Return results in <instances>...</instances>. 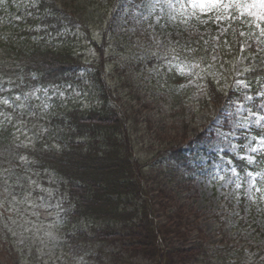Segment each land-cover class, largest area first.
I'll return each mask as SVG.
<instances>
[{
	"label": "rangeland",
	"instance_id": "rangeland-1",
	"mask_svg": "<svg viewBox=\"0 0 264 264\" xmlns=\"http://www.w3.org/2000/svg\"><path fill=\"white\" fill-rule=\"evenodd\" d=\"M87 1L92 6H98L101 2ZM112 1L113 7L111 2L106 3L109 10L105 16V24H112L108 33L109 41L111 45L121 42L123 46H130L133 53L117 54L112 49L105 50L106 84L110 87L108 92L112 93L114 99L123 96L121 101H113L118 107L126 109V106H135L136 103L129 95V87L122 88L120 85L123 81L115 77L118 74L116 67L125 70L133 79H130L133 90L139 91L142 102L148 106L145 113L148 116V125L142 122L141 131L134 136L138 143L136 153L139 159H157L150 155L151 151L159 147L158 136L163 137L166 131L170 132L171 127L181 130L187 125L188 132L192 135L199 132L206 134L204 126L208 128L210 122L222 124L227 121V126L234 131L238 129L237 126L246 125L261 126L264 129V80L263 83L260 81L259 67L256 64V56L261 53L263 47L252 46L247 38L240 36L242 33L233 38L226 37L222 35L225 32L221 30L223 28L217 30L219 34L211 35L210 31H204L188 32L183 36L178 24L181 14L177 10L183 0ZM76 2L80 3L81 0ZM187 2L190 7L200 12L213 11L222 14L228 0H221L219 5L203 9L199 5L194 7L192 0ZM251 3L253 0H231V4H236L240 14L251 11L253 16L264 17V9L247 7ZM153 13H156L154 23L149 21ZM159 20L165 22L163 29L160 25L158 28L154 27ZM98 23V16L91 20L86 38L92 34L100 40L101 27H98ZM68 33L71 39H82L79 44L84 56L89 63L92 62L97 52L90 47L83 32L75 29L68 30ZM173 69L181 76L168 85L165 77ZM207 71L213 72L223 87L230 86L245 93L242 101L235 100L222 108L221 119V115L214 117L212 107L207 106L208 103L205 106L199 102L205 94L203 78ZM249 74L255 76L256 82H261L256 97L252 92H248V82H251ZM140 75H143V78L139 79ZM24 90L25 95L17 91L18 107H14V103L8 107L14 98L2 99L0 125L15 121L13 123L19 129L16 136L26 145L40 141L48 147L60 146L66 133L60 130L64 123H67V120L62 126L60 123L66 107H94L103 104L98 82L88 68H83L68 81L46 87L28 83ZM225 96L223 93V100ZM256 98L259 99L256 104L260 112L252 109ZM175 101L184 106H178ZM140 106L136 105L135 110H139ZM181 119L185 121L182 122ZM140 120L144 121L145 116ZM263 137H257L255 140L249 138L240 145L236 141V133L227 129L217 130L207 150L211 152L209 155L212 159L209 167L213 172L210 173L205 169H197L200 165L203 168L207 166L208 158L204 156L194 162L190 161L187 168L183 166L184 161H177V167L173 162H168L169 159L165 156L155 160L154 162L163 166L155 169L157 183H148L150 189L159 186L169 191L170 184L173 183L168 181L169 174L180 166L183 167L180 171L184 176L175 171L174 178L181 176L188 179L187 182L178 179L177 182L182 183L181 188H177V182L175 183L176 191L173 194L176 201L166 206L165 213L160 211L159 205L155 206L156 200L149 202L152 212L150 218L167 228H172L171 225L176 220L172 219L169 225V215L180 211L178 208L184 209L185 203H191L199 211L198 228H203L204 232L198 230L188 233L186 229L188 234L186 233L185 243L177 241V246L185 244V249H190L193 243L200 241L206 251L209 250L207 261L210 264H261L260 258L264 259V217L256 206L259 191L256 188L258 180L255 179L257 175L264 173V164L260 169L259 164L254 161L256 154L264 149ZM222 151L235 153L238 159L247 163L254 162L256 169L260 170L247 176L243 182L245 188L237 183L233 167L229 169L226 161L215 158ZM198 153L196 152L195 156ZM27 157L22 156L18 172L12 169L13 166L5 172L0 171V261L9 264L7 258L9 253H12L13 257H16L15 254L27 256L32 261L27 262L28 264H102L94 260L82 245L67 237L69 223L65 201L52 185L51 179L45 182L44 178L47 179V176L38 173ZM219 171H225L223 176L215 183L211 182V176L214 178L216 173L221 175ZM262 192L264 194V185ZM157 193L153 192L151 196H156ZM222 236H227L229 241L213 245V242ZM165 241L162 243V249H165L168 242H176ZM214 247L222 251L220 258L217 255L213 257L214 253L210 250ZM95 253L94 250L93 255ZM228 256L230 258L227 260ZM195 264L207 263L200 261Z\"/></svg>",
	"mask_w": 264,
	"mask_h": 264
},
{
	"label": "trees",
	"instance_id": "trees-1",
	"mask_svg": "<svg viewBox=\"0 0 264 264\" xmlns=\"http://www.w3.org/2000/svg\"><path fill=\"white\" fill-rule=\"evenodd\" d=\"M103 1L98 6H92L87 0H81L82 3L76 0H0V85L3 81H10L16 91L23 93L22 89L28 83L43 86L57 84L70 80L83 68H88L98 82L103 100L100 106L66 107L60 120L61 126L67 120L60 129L66 132L60 146L48 147L38 141L25 147L23 140L16 136L19 129L13 123L15 121L2 123L0 170L15 167L23 160V153V157L28 156L37 172L47 176L44 181L51 179L65 201L69 223L67 237L82 245L97 262L195 264L204 261L210 264L207 261L209 250L206 251L200 241L193 243L190 249H185V244L177 246V241L185 243V231L204 232L202 227L198 228L199 211L191 203H185L184 209L178 208L180 211L169 215V225L172 219L176 220L172 228L150 218L149 202L156 200L155 206L159 205L164 213L170 202L175 203L173 193L176 187H182V183L177 182L181 176L175 179L173 173L182 172L175 168L169 174L168 181L173 182L169 191L159 186L154 189L148 187V183H157L155 169L163 166L155 160L165 156L168 162H173L177 167V161H184L183 166L187 168L190 161L184 147L204 140L206 135L201 132L190 134L187 125L181 130L171 127L163 137L158 136L159 147L151 151L150 155L157 159L147 161L137 157L138 143L134 136L141 131L142 122L148 125L145 114L148 106L142 102L139 91L133 90L130 82L133 79L129 73L119 67H116L118 74L115 77L123 81L120 85L122 88L129 87V95L136 105H141L140 109L135 110L136 105L130 108L126 106V109L118 107L113 101H121L123 96L114 99L112 93L108 92L105 50L112 49L117 54L133 53V50L121 42L111 45L108 33L112 24H105V16L109 10L106 3L109 1L112 4L113 1ZM96 16L99 17L98 27H101L100 40L92 34L86 38L91 20ZM70 29H80L90 47L97 52L92 62L89 63L84 56L79 44L82 39L70 38ZM214 77L213 73L209 76L204 86L205 94L198 101L205 106L208 103L207 106H211L216 113L224 102L226 89L217 84ZM138 78H143V75ZM173 79L174 76L167 78L166 84ZM233 92L227 91L231 95ZM175 102L178 106H184ZM142 116H145L144 121L140 120ZM153 192L158 193L151 196ZM165 240L176 242H168L162 249ZM228 241L227 236H222L213 243L225 244ZM212 251L214 254L220 252L218 249ZM15 255L13 257L9 253V264H25L24 258L27 256ZM0 264L3 262L0 261Z\"/></svg>",
	"mask_w": 264,
	"mask_h": 264
},
{
	"label": "snow or ice",
	"instance_id": "snow-or-ice-1",
	"mask_svg": "<svg viewBox=\"0 0 264 264\" xmlns=\"http://www.w3.org/2000/svg\"><path fill=\"white\" fill-rule=\"evenodd\" d=\"M193 6L199 5L202 9L205 7H214L221 3V0H192ZM248 8L264 9V0H253V3L247 5Z\"/></svg>",
	"mask_w": 264,
	"mask_h": 264
}]
</instances>
